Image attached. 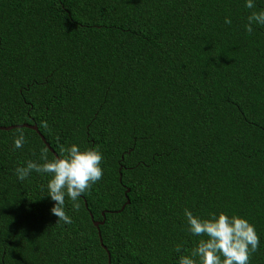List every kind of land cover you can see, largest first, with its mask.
<instances>
[{
    "label": "trees",
    "instance_id": "trees-1",
    "mask_svg": "<svg viewBox=\"0 0 264 264\" xmlns=\"http://www.w3.org/2000/svg\"><path fill=\"white\" fill-rule=\"evenodd\" d=\"M254 3L0 0V127L35 125L56 156L76 144L104 157L80 209L66 198L64 224L50 177L15 175L43 143L19 128L14 148L18 128L0 131V264H178L206 238L187 231L185 209L247 219L260 238L250 264H264V26L244 27L264 9Z\"/></svg>",
    "mask_w": 264,
    "mask_h": 264
},
{
    "label": "clouds",
    "instance_id": "clouds-1",
    "mask_svg": "<svg viewBox=\"0 0 264 264\" xmlns=\"http://www.w3.org/2000/svg\"><path fill=\"white\" fill-rule=\"evenodd\" d=\"M245 7L255 9L256 4L254 0H245ZM224 22L232 23L228 17ZM254 24L264 26V9L251 11L248 15L244 27L250 35ZM41 126L49 129L47 121H42ZM25 143V132L18 128L14 134V148H22ZM103 160L98 147L81 150L76 144L61 146L60 155L51 158L47 147H42L38 160L30 159L17 166L15 175L19 181L26 180L33 172L50 177L47 195L55 202L50 211L57 217V222L71 224L73 221L65 211L66 198L72 201L73 210L80 209V197L103 178ZM184 215L187 231L206 238L200 239L189 254L181 255L178 264H250L252 255L258 251L260 238L255 226L239 215L221 212L201 218L188 209L184 210ZM174 251L180 253L181 245H176Z\"/></svg>",
    "mask_w": 264,
    "mask_h": 264
},
{
    "label": "water",
    "instance_id": "water-1",
    "mask_svg": "<svg viewBox=\"0 0 264 264\" xmlns=\"http://www.w3.org/2000/svg\"><path fill=\"white\" fill-rule=\"evenodd\" d=\"M17 128H25V129H29V130L35 132L36 135L38 136V138L40 139V141L43 143V145H44L45 147H47V149L49 150V153H51L52 156H56V154H55V153L49 148V146L45 143L43 137L38 133L37 128H36L35 125L22 124V125H16V126L0 127V131H8V130H11V129H17ZM125 193H128V190H127V189L125 190ZM125 199H126V196H125ZM127 204H128V200L126 199V200H125V203L120 207V209L118 210V212L121 211V210L123 209V207H124L125 205H127ZM83 205H84V207H85V203H84V202H83ZM102 216H103V215H102ZM89 217H90V219H91V216H89ZM102 222H103V221H101V222H92V225H93L95 228H97L99 225L102 224ZM99 244H100L101 248H102L103 250H105L104 247L101 245L100 241H99ZM106 263L109 264V259H108V257H107V262H106Z\"/></svg>",
    "mask_w": 264,
    "mask_h": 264
}]
</instances>
